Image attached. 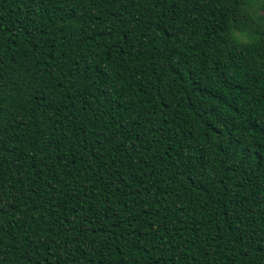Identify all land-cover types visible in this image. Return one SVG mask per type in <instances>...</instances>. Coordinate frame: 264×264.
<instances>
[{
  "label": "trees",
  "instance_id": "1",
  "mask_svg": "<svg viewBox=\"0 0 264 264\" xmlns=\"http://www.w3.org/2000/svg\"><path fill=\"white\" fill-rule=\"evenodd\" d=\"M0 264H264V0H0Z\"/></svg>",
  "mask_w": 264,
  "mask_h": 264
}]
</instances>
